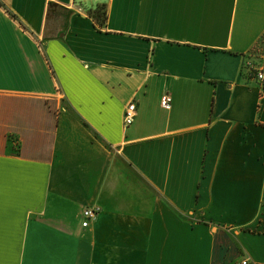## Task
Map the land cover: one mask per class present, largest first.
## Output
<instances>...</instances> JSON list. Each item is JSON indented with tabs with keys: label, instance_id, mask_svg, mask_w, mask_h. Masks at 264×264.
<instances>
[{
	"label": "crops",
	"instance_id": "1",
	"mask_svg": "<svg viewBox=\"0 0 264 264\" xmlns=\"http://www.w3.org/2000/svg\"><path fill=\"white\" fill-rule=\"evenodd\" d=\"M263 49L264 0H0V264H264Z\"/></svg>",
	"mask_w": 264,
	"mask_h": 264
},
{
	"label": "built area",
	"instance_id": "2",
	"mask_svg": "<svg viewBox=\"0 0 264 264\" xmlns=\"http://www.w3.org/2000/svg\"><path fill=\"white\" fill-rule=\"evenodd\" d=\"M252 58L256 59L257 55L253 52ZM264 59V55L261 56V60ZM260 60V61H261ZM252 60L245 64L244 68L247 69L248 73L253 76V78L257 81V83L260 85L262 89H264V61L258 63V64H252ZM170 99L167 96H163L161 99V106L164 109H169ZM136 117V106L134 103H130L127 105V107L124 110L123 113V127L127 128L129 127ZM99 212L98 208H86L82 210L81 212V218L82 223L81 226L83 228L88 227L91 220H93ZM234 264H249L248 260H242L239 262H236Z\"/></svg>",
	"mask_w": 264,
	"mask_h": 264
},
{
	"label": "rangeland",
	"instance_id": "3",
	"mask_svg": "<svg viewBox=\"0 0 264 264\" xmlns=\"http://www.w3.org/2000/svg\"><path fill=\"white\" fill-rule=\"evenodd\" d=\"M104 11H103V7H101V6H99V7H97V9L95 10V11H93V12H90L91 13V15L93 16V17H95V18H97V19H100L101 18V15H102V13H103ZM99 13V14H98ZM99 16V17H98ZM264 55V49L263 50H261V52H259L258 54H257V57H256V59L255 60H257V62L256 61H254V58H253V63L252 64H258V63H260V62H262V61H264V59L263 60H261V56H263ZM261 60V61H260Z\"/></svg>",
	"mask_w": 264,
	"mask_h": 264
},
{
	"label": "trees",
	"instance_id": "4",
	"mask_svg": "<svg viewBox=\"0 0 264 264\" xmlns=\"http://www.w3.org/2000/svg\"><path fill=\"white\" fill-rule=\"evenodd\" d=\"M99 14V13H98ZM99 17V16H98ZM94 21L100 26H104L105 25V22H106V15H105V12L102 13L101 15V18L100 19H97L94 17Z\"/></svg>",
	"mask_w": 264,
	"mask_h": 264
}]
</instances>
